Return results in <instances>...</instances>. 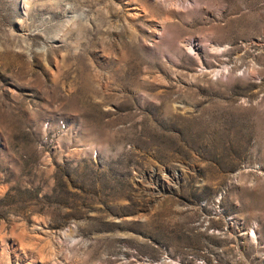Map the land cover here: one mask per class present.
Listing matches in <instances>:
<instances>
[{"label": "rangeland", "instance_id": "obj_1", "mask_svg": "<svg viewBox=\"0 0 264 264\" xmlns=\"http://www.w3.org/2000/svg\"><path fill=\"white\" fill-rule=\"evenodd\" d=\"M0 264H264V0H0Z\"/></svg>", "mask_w": 264, "mask_h": 264}, {"label": "bare ground", "instance_id": "obj_2", "mask_svg": "<svg viewBox=\"0 0 264 264\" xmlns=\"http://www.w3.org/2000/svg\"><path fill=\"white\" fill-rule=\"evenodd\" d=\"M22 227H23V226H22ZM25 228H26V227H25ZM2 230H3V228H2ZM26 231H27V230H26ZM25 233H26V232H25ZM25 233H24V234H25ZM14 235H15V234H14ZM1 236H2V234H1ZM16 236H17V235H16ZM16 236H13V237H16ZM1 239H2V237H1Z\"/></svg>", "mask_w": 264, "mask_h": 264}]
</instances>
